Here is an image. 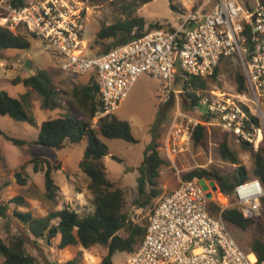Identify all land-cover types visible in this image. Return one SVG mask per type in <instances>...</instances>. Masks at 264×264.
<instances>
[{"label":"built area","instance_id":"1","mask_svg":"<svg viewBox=\"0 0 264 264\" xmlns=\"http://www.w3.org/2000/svg\"><path fill=\"white\" fill-rule=\"evenodd\" d=\"M82 4L80 0H0V29L53 48L63 71L93 76L100 101L94 124L114 114L141 74L163 81L168 89L175 78L181 82L187 76L207 78L222 58L234 57L246 92L193 90V111L203 119L190 118L177 108L166 151L168 155L183 152L197 124H215L257 150L264 140V0H215L206 12L188 13L176 28L153 29L91 56L83 52ZM250 116L257 118V128H248ZM199 180L179 181L155 204L142 241L124 264H264L238 244L220 216L209 214L206 197L207 191L211 197L215 193L228 197L244 218L255 219L262 210L261 182L248 179L226 196L218 188L203 190Z\"/></svg>","mask_w":264,"mask_h":264},{"label":"rangeland","instance_id":"2","mask_svg":"<svg viewBox=\"0 0 264 264\" xmlns=\"http://www.w3.org/2000/svg\"><path fill=\"white\" fill-rule=\"evenodd\" d=\"M80 1L83 3L81 5L83 8L85 45L83 52L85 55L91 56L101 54L113 42L112 39L96 41V33L103 26L125 20L132 14V16L144 18L143 33L160 29L163 26L176 28L188 13H203L209 10L214 0H175L173 1L175 11L169 7L168 0H152L144 5H136L135 0ZM28 38L30 42L28 49H0V90L5 91L12 98H18L25 91L24 86L9 84L6 79L11 80L18 76L14 72L15 69H21L18 58L29 60L32 63L30 70H33V73L39 69L50 70L61 105L54 110L42 109L40 108L39 97L32 92L30 108L36 120L35 124L17 122L8 116L0 115V130L6 136L26 142L18 147L3 136L0 137V202L5 203L17 195L24 198L25 205L14 203L9 205V215H12L13 208L30 211L38 217L44 216L50 211L67 207L82 217L93 211L91 195L85 189L86 179L78 168L86 140L84 139L78 144L65 141L58 148L35 145L32 141H35L42 121L55 118L69 111L67 100L72 98L73 90L88 83L91 77L78 76L63 71L60 67V59L53 48L35 38ZM21 67H24L23 63ZM240 72L239 66L232 61L220 64L216 76L208 78L207 90L235 92V74H240ZM163 84L164 82L159 79L141 74L113 114L116 119L129 123L137 143L100 137L106 144L109 153L105 160L109 177L124 190L127 217L133 223L141 226H146L148 216L155 204L176 188L179 181L184 180L183 177L189 172L199 169L215 170L220 176L232 181V175L237 167H243L248 176L252 169L249 153L241 150L239 142H236L230 135H228V145L237 155V164H231L220 159L217 147L225 131L215 124L205 126L206 140L203 145L193 146L190 144L183 152L168 155L165 146L167 134L177 108L190 118L201 120L203 118L194 113L192 107L185 108L184 105L187 106L189 100L181 89V81L178 78L172 81L168 89ZM165 98H167L166 101H164ZM158 112H164V120L157 128L158 136L156 139L157 150L164 161L157 178L156 188L159 195L152 198L147 205L140 206L139 202L144 199L138 197L136 190L137 168L143 161L145 147L150 142V126L155 122ZM76 115L79 118H84L80 113ZM91 124L92 126L96 125L92 120ZM112 156L117 159H113ZM34 157L48 159L52 164L59 166V169L52 172L54 182L58 186L52 200H47L44 197L43 173L33 172L31 164L25 165L23 169L20 167L14 170L8 169L16 167L19 161H28ZM16 172L20 173L21 178H25V185L17 183ZM205 180L212 181L210 179ZM215 185L217 186L216 183ZM150 190V188L147 189V191ZM262 201L261 214L254 219L255 223L264 221V204ZM207 205L209 211L218 217L221 210L231 207V200L228 199L226 202L215 193ZM9 218V235L20 233L27 238L26 251L35 257L36 264H65L70 260H76V264H100L101 258L107 252L106 247L100 245L88 250L79 245L59 249L57 240L51 239L49 243H46L40 239H34L16 219L11 218V216ZM5 229L3 221L0 219V238L4 241L8 236ZM230 231L238 244L244 250H248V243L255 232V226L252 225L246 230L230 227ZM118 234L124 236L125 232L121 230ZM127 256L128 253L126 252L116 253L113 256L112 264H124ZM0 264H3L1 256Z\"/></svg>","mask_w":264,"mask_h":264},{"label":"trees","instance_id":"3","mask_svg":"<svg viewBox=\"0 0 264 264\" xmlns=\"http://www.w3.org/2000/svg\"><path fill=\"white\" fill-rule=\"evenodd\" d=\"M135 1L136 5H144L152 0ZM173 1L175 0H168V3L171 10L175 11ZM144 27L145 20L143 17L130 14L125 20L101 27L96 33V41L113 40L102 52L104 53L113 47L141 36ZM29 47L30 42L26 35H14L7 30L0 29V49H28ZM226 61H232L239 66L234 57L228 56L220 60L211 76L207 78L187 76L183 79L181 89L189 100V104L184 105L185 108L195 105L196 96L193 90H207L208 78H214L220 64ZM10 82L12 85L21 84L27 91L18 98H12L5 91L0 90V115L8 116L17 122L35 124L36 120L30 108L32 92L39 97L40 108L42 109L54 110L61 105L52 76L46 70L39 69L26 77L16 76ZM234 82L237 92H246L242 72L235 74ZM67 104L69 106L68 112L41 122L37 137L32 143L43 147L58 148L65 141L78 144L82 140H86L84 152L78 162V168L86 179L85 189L91 195L93 211L81 217L76 211L64 207L50 211L44 216L36 217L30 211L13 208L12 215H9V205L12 203L25 205L24 198L17 195L5 203L0 202V219L3 221V226L8 233L6 241L0 238V256L3 258V264H36L35 257L26 251L27 238L20 233L9 235L10 216L16 219L34 239H40L46 243H49L51 239L57 240L59 249L76 245L86 250L97 245L105 246L107 252L101 258L100 264H112L113 256L116 253H132L142 241L145 226L133 223L128 219L125 211L124 190L109 177L104 163V157L108 154V149L100 139V137H104L137 143L132 135L129 123L116 119L112 115L99 118L95 126L91 125L92 118L100 110L95 80H90L88 83L75 88L72 98L67 100ZM77 113L83 115L84 118H79L76 115ZM163 120L164 112H158L155 122L150 126V142L145 147L143 161L137 168L136 190L138 197L144 199L139 202L140 206L147 205L152 198L159 195L156 188L157 178L164 161L157 150L156 139L158 136L157 128ZM252 127H258V120L254 116H250L248 128L252 129ZM228 135L226 132L223 133L217 147L218 155L222 161L237 164V155L228 145ZM0 136L18 147L26 143L23 140L6 136L1 130ZM231 137L236 141L233 136ZM205 140L206 128L197 124L192 134L191 145L201 146L205 143ZM238 142L241 150L247 151L252 160V169L249 176L246 175L244 168L239 166L232 175V181L220 176L215 170L207 171L203 169L193 170L186 174L183 179L190 180L193 177L204 180L210 179L217 184L219 191L226 196H231L235 185L248 179L257 178L264 188V140L259 143L257 150H254L252 145L244 140ZM112 158L117 159L114 156ZM28 164L32 165L33 172L43 173L44 197L47 200H52L58 190L52 172L59 169L58 164H52L50 160L45 158L34 157L22 163L20 169L25 168V165ZM16 176L17 183L25 185V178H21L18 172H16ZM148 188L151 190L147 191ZM262 204H264V200ZM207 210L210 215L214 216L209 211L208 205ZM219 215L229 230L230 227L246 230L254 225L255 232L248 243L247 251L253 253L257 261L264 260V221L255 223L254 219L244 218L236 206L221 210ZM121 230L125 232L124 236L118 234ZM65 264H76V260H70Z\"/></svg>","mask_w":264,"mask_h":264},{"label":"crops","instance_id":"4","mask_svg":"<svg viewBox=\"0 0 264 264\" xmlns=\"http://www.w3.org/2000/svg\"><path fill=\"white\" fill-rule=\"evenodd\" d=\"M18 60V64H19V66H20V68L21 69H15L14 70V72H15V74L16 75H18V76H23V77H26V76H29V75H32L33 74V70H30V69H26V68H22L21 67V64L25 61V60H23V59H20V58H18L17 59ZM31 66H32V63H31ZM29 70V71H28ZM46 71H48L50 74H51V72H50V70H46ZM82 76H90L91 77V80H94V78L92 77V75H82ZM6 81H7V83H9V84H11V82H10V79H6ZM21 85V84H20ZM27 91V89L25 88V91L24 92H26ZM23 92V93H24ZM22 93V94H23ZM20 96V95H19ZM41 124V123H40ZM38 134V133H37ZM1 137V136H0ZM21 140V139H20ZM33 142V141H32ZM109 156V153L104 157V163H105V160H106V158ZM82 157V156H81ZM81 159V158H80ZM24 162H26V160H24V161H19V163H18V165L16 166V167H11V168H8L9 170H14V169H18L20 166H21V164L22 163H24ZM8 187V186H7ZM172 191V190H171ZM222 198L227 202L228 201V197H225V196H223L222 195ZM230 200V199H229ZM225 206H227L226 204H225Z\"/></svg>","mask_w":264,"mask_h":264},{"label":"water","instance_id":"5","mask_svg":"<svg viewBox=\"0 0 264 264\" xmlns=\"http://www.w3.org/2000/svg\"><path fill=\"white\" fill-rule=\"evenodd\" d=\"M162 29H166V26H163ZM23 66L26 69H30L31 68V62L29 60H25L23 62ZM199 184L202 186L203 190H205V191H207L208 186L211 188L212 191H216V189H217V186L215 185L214 181H208L206 184V181L204 179H200ZM206 197L208 199H210L211 198V192L207 191Z\"/></svg>","mask_w":264,"mask_h":264},{"label":"bare ground","instance_id":"6","mask_svg":"<svg viewBox=\"0 0 264 264\" xmlns=\"http://www.w3.org/2000/svg\"><path fill=\"white\" fill-rule=\"evenodd\" d=\"M221 199V198H220ZM252 258V257H251Z\"/></svg>","mask_w":264,"mask_h":264}]
</instances>
